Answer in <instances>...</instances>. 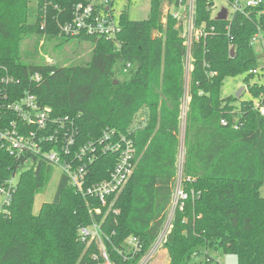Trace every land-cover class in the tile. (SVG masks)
Returning <instances> with one entry per match:
<instances>
[{
    "label": "trees",
    "instance_id": "1",
    "mask_svg": "<svg viewBox=\"0 0 264 264\" xmlns=\"http://www.w3.org/2000/svg\"><path fill=\"white\" fill-rule=\"evenodd\" d=\"M80 1L0 0V67L20 78V89L53 117L69 119L79 145L112 130L134 141L137 163L110 210L90 214L61 174L52 201L33 214L54 167L39 160L23 170L0 150V184L19 174L8 215L0 214V264L101 263L91 258L96 243L85 248L79 240V229L92 222L101 226L112 264H138L167 222L181 158L180 186L188 199L174 212L162 244L167 264H220L217 257L224 255L235 256L237 264H264V116L258 110L264 84H251L250 73L258 65L251 40L261 34L264 42V4L217 21L215 0H195L194 25L205 36L192 46L183 111L182 26L170 15L162 23L163 0H149L144 20L123 10L115 41L60 34ZM222 1L228 8L234 2ZM57 35L90 43V59L65 67L23 62L25 39ZM35 74L38 83L30 79ZM239 75L251 99L221 97L225 79ZM139 112L142 124L135 121ZM116 160V154L96 159L90 183L108 179ZM129 238L141 245L134 256L115 250Z\"/></svg>",
    "mask_w": 264,
    "mask_h": 264
},
{
    "label": "built area",
    "instance_id": "2",
    "mask_svg": "<svg viewBox=\"0 0 264 264\" xmlns=\"http://www.w3.org/2000/svg\"><path fill=\"white\" fill-rule=\"evenodd\" d=\"M115 1L82 0L74 4L69 20L64 22L60 28V34L71 38L89 36L115 41L121 32L120 14L116 18L113 8ZM175 1L176 3L163 0L162 23L165 24L167 16L170 15L182 26L185 55L189 56V66L192 69L193 43L205 35L201 29H196L194 25L195 0ZM263 4L264 0H234L229 8L227 19H230L232 13H244L245 9L258 8ZM255 44H260L264 50L261 34L252 38L251 45ZM250 73L258 79L259 83L264 84V65H257ZM30 79L35 83L40 81L37 74ZM20 87V78L10 74L6 68L0 67V150L6 151L21 163L23 170L36 167L39 160L60 170L61 174L68 177L69 185L87 202L90 214H99L102 208L107 206L110 210L135 169L137 159L134 141L126 135L105 130L98 140L79 145L77 129L69 119L53 117L50 108L41 107L34 95L28 91H22ZM186 99L188 100L187 93H184L183 111ZM258 110L264 116V106L259 107ZM221 125L226 126V122L221 121ZM233 129L238 128L234 125ZM108 154L117 156L108 179L90 183V166L101 155ZM35 159H38L37 162H34ZM180 174L181 159L179 160L178 176ZM18 178L19 174L17 173L0 184V214L8 215ZM187 199L188 195L183 192L178 182L167 222L155 243L138 264H150L154 254L162 247L174 212L176 209L182 211ZM79 240L86 247H89L93 242L96 243L98 253L92 254L91 258L99 259L101 263L98 264H112L103 242L99 224L92 222L90 226L80 228ZM115 250L118 253L123 252L134 256L140 252L141 245L135 238H129L122 243L121 248Z\"/></svg>",
    "mask_w": 264,
    "mask_h": 264
},
{
    "label": "rangeland",
    "instance_id": "3",
    "mask_svg": "<svg viewBox=\"0 0 264 264\" xmlns=\"http://www.w3.org/2000/svg\"><path fill=\"white\" fill-rule=\"evenodd\" d=\"M115 17H118L123 10L127 9L129 13V17L132 20L140 21L147 18L150 3L149 0H131L129 3L126 0H116L114 5ZM227 9L230 12V9L227 7L225 2L222 0H215V8L213 9L212 16L216 17V14L222 9ZM163 10V7H162ZM163 14V12H162ZM54 37V38H53ZM52 38H47L46 36H35L32 38H27L22 43V56L23 62L32 65H57V66H70L82 64L83 62H87L90 59V55L92 52V46L90 43H82L78 42V40H70L68 42H63V37L60 35L53 36ZM263 37V36H262ZM254 53L257 56L258 65H264V50L260 44H255L253 47ZM190 58L185 55L183 59L184 64V73H183V86L184 93H187L188 90V82H189V74L191 72V68L189 66ZM244 75H239L236 77H230L225 79L223 86L221 88L220 95L221 97H229L236 96V93L243 88L240 98L242 100H250V94L246 90V85L244 84ZM259 82L255 77L254 81L251 82ZM184 99V97H183ZM256 103V101H254ZM187 104V99H186ZM144 115L139 112L136 115L135 121L136 123L144 122ZM181 156H183L181 152ZM182 159V158H181ZM61 172L57 168H53V174L51 179L46 186L43 193L38 194L35 197L34 205H33V214H37L40 206L43 203L51 202L57 185L60 179ZM179 183L182 178L178 176ZM261 196H264V185L260 189ZM1 201V200H0ZM86 248V246H85ZM85 251V250H84ZM84 253V252H83ZM203 260V257L200 258ZM217 261L220 264H237V258L233 255H224L217 257ZM168 256L166 251L161 247L154 254L153 259L150 264H167Z\"/></svg>",
    "mask_w": 264,
    "mask_h": 264
},
{
    "label": "water",
    "instance_id": "4",
    "mask_svg": "<svg viewBox=\"0 0 264 264\" xmlns=\"http://www.w3.org/2000/svg\"><path fill=\"white\" fill-rule=\"evenodd\" d=\"M227 17H228V11L227 9L225 8H222L216 15L215 19L217 21H225L227 20ZM234 48H231L230 49V52H229V56L232 58L234 57ZM243 88H241L237 93H236V98L239 99L240 98V95H241V92H242Z\"/></svg>",
    "mask_w": 264,
    "mask_h": 264
}]
</instances>
